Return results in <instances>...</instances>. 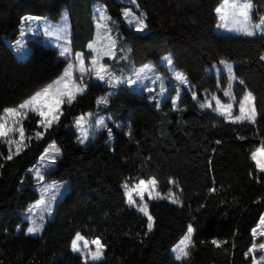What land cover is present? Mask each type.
Instances as JSON below:
<instances>
[{
  "label": "trees",
  "instance_id": "trees-1",
  "mask_svg": "<svg viewBox=\"0 0 264 264\" xmlns=\"http://www.w3.org/2000/svg\"><path fill=\"white\" fill-rule=\"evenodd\" d=\"M132 1L147 24L143 32L124 23L121 10L127 4L119 0H0V113L59 77L74 53L80 52L89 65L94 3L103 5L117 23L113 60L117 67L151 63L169 77L160 62L169 54L172 65L194 87L191 91L182 87L174 108V87L158 105L147 91L119 85L103 109L109 116L106 126L84 146L77 143L74 121L98 109L97 100L107 94V84L86 76L82 81L88 85L86 91L71 105L65 101L59 122L47 131L39 126V116L29 113L22 122L25 145L12 160H7V145L0 143V264H84L71 249L76 233L88 241L99 237L106 245L102 258L88 264H252L253 255H246L254 242L251 229L264 214V173L258 172L251 156L264 143V61L260 59L264 36L216 33L220 24L216 8L222 0ZM251 2V21L258 23L264 17V0ZM64 7L70 18L72 55L61 58L37 36L27 41L30 51L25 59L18 60L8 41L18 35L23 18L57 20ZM221 59L237 62L234 105L251 92L255 123H232L219 116L214 105L199 107L205 94L222 98L228 75L206 73ZM50 142H55L61 156L45 178L66 181L67 189L41 234L31 236L24 231L22 215L38 193L28 171ZM150 178L161 192L174 181L181 205L145 198L154 218L149 232L147 217L127 203L123 186ZM188 224L195 229L188 255L176 260L168 251ZM213 238L227 243L217 247Z\"/></svg>",
  "mask_w": 264,
  "mask_h": 264
},
{
  "label": "rangeland",
  "instance_id": "rangeland-1",
  "mask_svg": "<svg viewBox=\"0 0 264 264\" xmlns=\"http://www.w3.org/2000/svg\"><path fill=\"white\" fill-rule=\"evenodd\" d=\"M119 1H123L127 4V7H124L121 10L122 20L128 26V28L135 29L136 18L143 19V13L138 11L137 6L134 1L132 0H119ZM248 2L249 0H235L232 3H229L228 0H222V2L216 8V10L218 8L220 9L219 13L216 11V14L220 19L219 28L216 30V33L222 34V35L252 37V36L243 34V31H242V29L245 27L255 26L257 24H260V22L254 23L251 21V12L253 11V4L251 0H250L251 8L248 10L247 24H242L240 22L243 19L242 17L233 16V11H234L232 7L233 4H236L237 6H239L240 4L248 3ZM0 7H1V4H0ZM126 11H128L127 15H125ZM93 13H94L93 19H94L95 33H94V37L92 41L88 43V45L89 44L92 45V48H88V45H87V48L91 56L89 58V65L87 66L85 65V66L86 68H89V69H95L96 67H98V65H95V66L92 65L91 61L93 57L99 56V63L107 66V70L104 73L106 76V81L102 83L107 84V79L112 78V77L119 78L121 83L117 84L114 80L112 85L107 84L109 87L107 94L100 96L97 100L98 109L95 112H90V113L80 115L75 119L74 127L78 133L77 143L78 145H81V146L86 145L91 139H93L94 135L99 130L103 129L106 126V121L108 120L109 116L108 114H105L103 112V109L106 108L107 104L100 105L98 101L101 99H107L108 101V97L116 93L119 85H126L135 90L147 91L149 98L154 99L158 105H160L163 102V100L166 97H168L169 89L171 87H174V92L171 95V104L174 108L178 107L179 100L177 101L175 105H173L172 100L176 98L177 94H179V98H180L182 87H184L188 91H191L194 89V87L190 85L188 82H187V85H182L178 80L175 79V73L176 72L182 73V72L177 70L172 65V63L171 64L168 63V60L169 59L171 60V56L169 54H166L160 59L161 64H163L166 67L167 71L169 72L170 74L169 77L159 73L155 69L154 65L151 63H146L138 67H130V68L117 67L115 65V61L113 62L115 50L117 48V32H116L117 23L107 14L104 6L101 4H98V3L93 4ZM38 17L40 18L39 20L33 19L31 21H28L26 19H23L21 23V27L19 29V33L16 36V38L12 41H8L16 58L18 60L25 59V57L30 51V48L27 45V41L30 39H35L37 38V36H39L38 41L42 45L56 49L59 53V56H60V52L64 48L69 49V51L65 54V56L63 57L60 56L61 58H67L71 56L72 55L71 48H70L71 28H70V18H69L67 8L64 7L62 9L61 14L57 20H51L48 17H44V16H38ZM221 17H224V18L221 19ZM129 21H131V23H129ZM225 24H227V28L223 26ZM236 29H241V30L237 31ZM249 30L255 31L256 34L261 35L260 32L264 30V26H262L261 29H256L255 27H249ZM107 51H111L113 55L111 57L105 56L104 53ZM77 54H80L81 58L83 59V56L80 52L74 53L73 60L69 61L65 65L60 76L57 77L50 84L46 85L44 88H42L39 91L42 92L45 88L51 85L50 91L52 93H55L57 88H63L65 81H67L70 86H74L78 84L80 87H84L80 79L79 60L77 59ZM221 61H224L225 63H231L233 65V68L237 64V62H234V61H228V60L221 59L218 62L213 63L212 66L206 69L207 74H214L217 77H219L221 73L227 74L228 84L226 88L221 91L222 98L219 97L217 94H208V95L205 94V98L203 99L202 104L211 102V105H214L216 109L217 104H216V99H213L214 97L219 99V101L223 105L232 104L231 118L234 119L236 116L240 115V110H239L240 102L236 106L234 105L235 99H234V94H233V88H234L235 83H237L236 82L237 78L233 75V72L231 74H228L225 71L223 65L221 64ZM68 64L73 65V69L71 70L73 72L72 76H65V71L67 70ZM86 76H89V75L86 73L84 78ZM61 77H63L64 79L61 80ZM137 77H139V79H137ZM93 79L96 80L95 78ZM129 79L137 80V83L134 85H129L126 83V81ZM58 80L60 81L59 85L56 83V81ZM148 89H153V91H148ZM225 92H229L230 95L226 96L224 94ZM35 94H33L28 99H26L20 105L14 107V109H16V112L8 113L5 109L2 113H0V123H5L7 124L9 128L12 129V131L9 132V135L7 137H0V143H5L7 145L11 155L16 154L18 150L20 151L21 149H23L25 145V140H26L25 132H24L23 138L20 137V133H19V130L21 128L23 129L22 127L23 120L26 118V116L29 113H34L38 115L39 104L36 101L32 100V97ZM78 95L80 94H77V96ZM42 99L43 98H41V102H42ZM64 99L65 101H67L66 96L64 97ZM253 103H254L253 101H249L245 104L246 111L252 106ZM21 105H24V107H21ZM207 109H210V108H207ZM81 117H83V119H81ZM221 117H224V116H221ZM224 118L227 121L232 122L231 119L226 118V117ZM100 119L105 120L104 125H99L97 123ZM256 119H257V115H256ZM78 120H79V123L77 124L76 121ZM237 123H242V122H237ZM39 126L42 128V130H44L43 126H41L40 124ZM33 135L38 136L39 134L34 133ZM85 137H87V140H84ZM82 140L84 141V143H80V141ZM10 141L11 143H9ZM112 141L113 139H112V136L110 135L108 138V142L112 143ZM53 156H55L57 160L60 158L61 152H60V149L55 144V142H50L46 146V148L43 150V152L41 153L37 162L28 171L33 181L35 182L34 189L38 193V199L32 204H30L22 215L23 220L26 222V226L24 228V231L26 234H28L27 228L33 226V222H35V224L37 225H43L44 227L46 222L52 219L55 204L59 201V199L63 196L64 192L67 189L66 181H52V180H47L45 178V174L54 167V164L51 163ZM37 173H39V176L37 175ZM153 180L155 181V179L153 178L145 180L146 182H148V191L144 193L143 199H141L137 195L136 192H133V200L135 201V205L132 207H135L136 209H138L141 206L147 205L145 202V198H147L148 200H164L176 206L181 205L180 201L177 199V196H176V188H175L174 183H170V187L168 190H166L165 192H161L156 189L157 187L156 181L154 185L152 184ZM139 181L131 185L124 184L123 190H124V195L126 197V200H127V195H126L127 191L134 188L139 183ZM157 194H159V198H153V197H156ZM173 200L176 201V203H172L171 201ZM49 209H51V212H49ZM140 214L143 215L142 213ZM41 231L36 234H28V235L37 236L41 234ZM184 235L180 238V240L184 237ZM256 240H257L256 243L259 244L261 242H264V237L258 236ZM179 241L175 245H173L168 251V253L174 259H176V256L178 254V252L174 251V249L178 245ZM185 243L187 245V248H186V251H187L191 243V240L186 241ZM80 246L83 249V242H81ZM181 247H184V246H181ZM89 248L92 252L96 251L95 245L90 244ZM74 253L79 254L83 258V261H84V254L88 253V249H83V253L81 252H74ZM254 255H255L256 260H260L261 264H264V260H261V257L264 256V251L257 249ZM96 261L98 260L94 261L89 256L87 264L96 262Z\"/></svg>",
  "mask_w": 264,
  "mask_h": 264
},
{
  "label": "snow or ice",
  "instance_id": "snow-or-ice-1",
  "mask_svg": "<svg viewBox=\"0 0 264 264\" xmlns=\"http://www.w3.org/2000/svg\"><path fill=\"white\" fill-rule=\"evenodd\" d=\"M232 7L234 10L233 16L234 17H242L243 19L240 22L242 24H247L248 10L251 8L250 0L248 3H243V4H240L239 6H237L236 4H233ZM128 11H130V10H128ZM128 11L125 12V15L128 14ZM216 11L219 13L220 9L218 8ZM223 18L224 17H221V19H223ZM24 19L31 21L33 19L39 20L40 18L39 17H35V18L26 17ZM129 23H131V21H129ZM223 26L225 28H227V24H225ZM262 26H264V18H261L260 24H257L255 26L245 27L242 29V31H243V34H245V35L253 36L256 34V32L249 30V27H255L256 29H261ZM146 28H147V24L145 23V20L140 19V18H136L135 31L143 32ZM236 30L240 31L241 29H236ZM260 34L262 36H264V30H262L260 32ZM113 44H114V42H113ZM88 48H92V45L89 44ZM68 51H69V49L64 48L60 52V56L61 57L65 56V54ZM104 55L111 57L113 55V53L111 51H107L104 53ZM77 59L79 60V73H80L81 81H83L86 73L90 77H93L100 82L106 81V76L104 73L107 70V66L99 63V56L93 57L92 61H91L92 65H94V66L98 65V67H96L95 69L86 68L85 61L81 58L80 54H77ZM260 59L262 61H264V56H261ZM168 63L171 64L170 59L168 60ZM221 64L223 65L225 71L228 74H231L233 72V65L231 63H225L224 61H221ZM72 69H73V65L68 64L67 70L65 71V76H72L73 75V72L71 71ZM63 79L64 78L61 77V80H63ZM137 79H139V77H137ZM175 79L178 80L182 85H187V80L182 73L176 72L175 73ZM114 80L117 84L121 83L119 78L112 77V78L107 79V84L112 85ZM56 83L59 85L60 81L58 80V81H56ZM126 83L129 85H134L137 83V80L129 79L126 81ZM239 83L243 84V81H239ZM87 87H88L87 84H85L84 87H80L78 84L74 85V86H70L69 83L67 81H65L63 88H57L55 93H52L50 91L51 85H49L42 92L38 91L32 97V100L36 101L39 104V112H38V115L40 117L39 124L44 127L45 131L50 129L55 123L59 122L60 115H62V111H61L62 105L65 104L64 97L65 96L67 97V103L69 105H71L77 99V94H83L86 91ZM148 91H153V89H148ZM224 94L226 96L230 95L229 92H225ZM192 96H193V99H196V94L194 91L192 93ZM41 98H43L42 102H41ZM213 99H216L217 107H216L215 111L220 116H224L226 118L231 119L233 123L243 122L245 120H247L250 123H255L257 113H256V109L254 107V103L252 104V106L247 111L245 108V104L247 102H249V101L254 102V100H255V98L252 96L251 92H248L244 95L243 100L240 102V109H239L240 115L236 116L234 119L231 118L232 104L223 105V104H221L219 99H217L215 97ZM178 100H179V94H177L176 98L174 100H172L173 105H175ZM107 102H108L107 99H101L98 101V103L100 105H106ZM211 106H212L211 102L199 105V107L201 109L211 108ZM21 107H24V105H21ZM6 111L8 113H14V112H16V109L8 108V109H6ZM81 119H83V117H81ZM76 123L78 124L79 120L76 121ZM97 123L99 125H104L105 120L100 119ZM11 131H12V129L9 128L7 126V124L0 123V137H7L9 135V132H11ZM19 133H20V137L23 138L24 137V131L22 128L19 130ZM40 135L43 136L44 133H40ZM238 138L244 139L243 137H238ZM84 140H87V137H85ZM9 143H11V141ZM80 143H84V141L82 140V141H80ZM215 143L220 144L221 141L217 140ZM251 156H252V159L255 161L256 168H257L258 172L264 173V143H262L260 147H258L255 151H253ZM12 159H13V156L11 154L7 156V160L10 161ZM51 163H53V164L56 163V157L55 156L52 157ZM209 163H211V161H209ZM37 175L39 176V173H37ZM257 182H259L258 178H257ZM169 183H174V181L170 180ZM152 184L153 185L155 184L154 180L152 181ZM146 191H148V182H146L145 180H140L139 183L134 188L127 191V193H126L127 203L130 206H134L135 201L133 200V192H136L137 195L141 199H143L144 193ZM211 191L215 192L216 189L213 187L211 189ZM153 198H159V194H157V196L153 197ZM171 202L176 203V201H174V200ZM137 210L147 217V230L150 232L154 226V218L150 214L147 205L141 206ZM49 212H51V209H49ZM42 228H43V225H37V224H35V222H33V226L27 228V233L28 234H36V233H39L42 230ZM194 232H195V229L193 228L192 224H188L186 234L179 241L178 245L174 249V251L178 252V254L176 256L177 260H180L183 257H187L188 252L186 251L187 245L185 242L191 240V236ZM251 235L253 237L254 242L251 244V247L249 248V251H248V253H246V255H249V254L253 255L252 264H261L260 260L255 259L254 253L257 249L264 251V242H261L259 244L255 243V239L258 236L264 237V215H261L259 217L258 223L256 224L255 227H253L251 229ZM81 242H83V249H88V253L84 254V264H87L89 256L94 261L100 260L102 258L103 249L106 247V245H104L102 243V241L99 237H96L95 239L88 241L80 233H76L73 240H72V244H71V249L73 252L83 253V249L80 246ZM211 243L213 245L219 247L222 244L227 243V241H220V240L213 238L211 240ZM90 244L96 246V251L92 252L90 250V248H89ZM181 246H184V247H181ZM261 260H264V256L261 257Z\"/></svg>",
  "mask_w": 264,
  "mask_h": 264
},
{
  "label": "crops",
  "instance_id": "crops-1",
  "mask_svg": "<svg viewBox=\"0 0 264 264\" xmlns=\"http://www.w3.org/2000/svg\"><path fill=\"white\" fill-rule=\"evenodd\" d=\"M235 0H228V2L229 3H232V2H234ZM26 17H38V16H25L24 18H26ZM23 18V19H24ZM20 27H21V25H20ZM236 82H238V80L236 81ZM246 93H248V92H246ZM253 96V95H252ZM254 97V96H253ZM72 244V243H71ZM99 261V260H98Z\"/></svg>",
  "mask_w": 264,
  "mask_h": 264
}]
</instances>
